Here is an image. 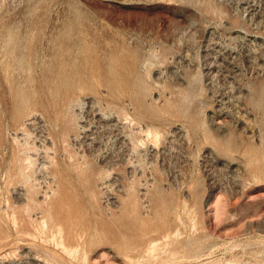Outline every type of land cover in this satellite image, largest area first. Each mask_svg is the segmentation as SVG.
Instances as JSON below:
<instances>
[{"label":"rangeland","instance_id":"rangeland-1","mask_svg":"<svg viewBox=\"0 0 264 264\" xmlns=\"http://www.w3.org/2000/svg\"><path fill=\"white\" fill-rule=\"evenodd\" d=\"M0 62V264H264V0H0Z\"/></svg>","mask_w":264,"mask_h":264},{"label":"bare ground","instance_id":"bare-ground-1","mask_svg":"<svg viewBox=\"0 0 264 264\" xmlns=\"http://www.w3.org/2000/svg\"><path fill=\"white\" fill-rule=\"evenodd\" d=\"M10 49H11V48H10ZM4 58H5V57H4ZM14 59H15V58H14ZM21 59H22V58H21ZM6 60H7V59H6ZM16 60H17V58H16ZM22 61H24V59H23ZM14 62H15V60H14ZM24 62H25V61H24ZM0 63H1V62H0ZM3 63H4V62H3ZM3 63H2V64H3ZM5 63H6V62H5ZM19 63L22 64L20 61H19ZM19 63H17V64H19ZM13 64H14V63H13ZM28 64H30V62H29ZM25 65H26V64H25ZM48 65H49V64H48ZM5 66H6V65H5ZM21 66H22V65H21ZM21 66H20V67H21ZM24 67H25V66H24ZM26 67H27V66H26ZM3 68H4V67H3ZM15 68H16V67H15ZM4 69H6V68H4ZM24 69H25V68H24ZM50 69H51V68H50ZM15 70H16V69H15ZM19 70H20V69H19ZM17 71H18V69H17ZM23 71H24V70H23ZM7 73H8V72H7ZM9 73H10V72H9ZM22 73H23V72H22ZM20 74H21V73H20ZM8 75H9V74H8ZM9 78H11V77H9ZM9 80H10V79H9ZM21 91H22V90H21ZM21 91H20V92H21ZM22 92H23V91H22ZM16 94H17V93H16ZM21 94H22V93H21ZM24 94H25V93H24ZM49 94H50V93H49ZM51 94H52V93H51ZM14 95H15V94H14ZM28 95H29V94H28ZM114 95H115V94H114ZM22 96H23V95H22ZM26 96H27V94H26ZM26 96H25V97H26ZM51 96H52V95H51ZM117 96H118V95H117ZM16 97H17V98H16V100H17V99H18V95H17ZM19 97H20V94H19ZM23 97H24V96H23ZM52 97H53V96H52ZM111 97H112V96H111ZM115 97H116V96H115ZM13 98H15V97L13 96ZM118 98H119V97H118ZM141 98H142V97H141ZM25 99H26V98H25ZM28 99H29V98H28ZM31 99H32V98H31ZM52 99H53V98H52ZM136 99H137V98H136ZM18 100H20V98H19ZM18 100H17V101H18ZM23 101H24L23 103H25V100H24V99H23ZM33 101H34V100H33ZM30 102H31V101H30ZM34 102H35V101H34ZM34 102H33V103H34ZM28 103H29V102H28ZM31 103H32V102H31ZM36 103H37V102H36ZM63 103H64V102H63ZM15 104H16V103H15ZM29 104H30V103H29ZM58 104H61V103H58ZM174 104H175V103H174ZM184 104H185V103H184ZM16 105H17V104H16ZM18 105H19V104H18ZM18 105H17V106H18ZM23 105H24V104H23ZM25 105H26V103H25ZM65 105H66V104H65ZM68 105H69V104H68ZM20 106H21V104H20L18 107H20ZM32 106H33V104H32ZM55 106H56V105H55ZM56 107H57V106H56ZM22 108H23V107H22ZM24 108H27V107H24ZM59 108H60V107H59ZM59 108H58V109H59ZM189 108H190V107H189ZM18 109H19V108H18ZM18 109H17V110H18ZM172 109H173V108H172ZM23 110H24V109H23ZM25 110H26V109H25ZM66 110H67V109H66ZM20 111H21V109H20ZM188 111H189V110H188ZM58 113H59V112H58ZM63 113H64V112H63ZM20 114H21V112H20ZM59 114H60V113H59ZM188 114H189V113H188ZM18 115H19V114H18ZM62 116H63V115H62ZM16 117H17V115L15 116V119H16ZM18 117H19V116H18ZM18 117H17V119H18ZM63 118H65V117H63ZM63 118H62V119H63ZM56 121H57V119H56ZM56 121H54V122H56ZM65 123H66V122H65ZM54 124H55V123H54ZM59 124H60V123H59ZM66 124H67V123H66ZM57 125H58V124H57ZM62 126H63V125H62ZM155 137H156V136H155ZM45 215H46V214H45ZM33 220H34V219H33ZM64 221H65V220H64ZM14 222H15V221H14ZM44 222H45V221H44ZM15 223H16V222H15ZM42 223H43V222H42ZM45 226H46V225H45ZM13 227H14V226H13ZM39 228H40V227H39ZM37 229H38V228H37ZM42 229H43V227H42ZM14 231H15V230H14ZM42 231H43V230H42ZM86 233H87V232H86ZM50 234H51V233H50ZM84 234H85V233H84ZM29 237H30V236H29ZM75 237H76V236H75ZM31 238H32V237H31ZM34 238H36V237H34ZM60 238H61V237H60ZM73 238H74V237H73ZM84 238H85V237H84ZM52 239H53V238H52ZM63 239H65V238H63ZM70 239H71V238H70ZM79 239H80V238H79ZM35 240H37V239H35ZM76 240H77V239H76ZM151 241H152V240H151ZM63 242H64V241H63ZM63 242H62V243H63ZM44 243H45V242H44ZM150 243H151V242H150ZM87 244H88V243H87ZM167 244H168V243H167ZM63 245H64V244H63ZM63 245H62V246H63ZM156 245H157V244H156ZM170 245H171V244H170ZM56 246H57V245H56ZM154 246H155V244H154ZM154 246H153V247H154ZM153 247H152L153 250H151V251L154 252L155 250H154ZM155 247H156V246H155ZM148 248H149V247H148ZM157 248H159V247H157ZM149 249H150V248H149ZM63 250H64V248H63ZM63 250H62V251H63ZM65 250H66V249H65ZM146 250H147V249H146ZM66 251H68V250H66ZM144 251H145V250H144ZM144 251H143V252H144ZM69 252L72 253L73 251H69ZM148 252H150V251L148 250ZM148 252H147V253H148ZM153 252H150V255L152 254V255L154 256ZM158 252H159V251H158ZM167 252H168V251H167ZM141 253H142V252H141ZM147 253H146V254H147ZM156 253H157V252H156ZM67 254H68V253H67ZM162 254H164V253H162ZM147 255H148V254H147ZM140 256H141V255H140ZM148 256H149V255H148ZM153 256H151V257L153 258ZM141 257H142V256H141ZM157 258H158V257H157ZM76 259H77V258H76ZM147 259H148V258H147ZM72 260H73V259H72ZM85 260H86V259H85ZM149 260H150V259H149ZM155 260H156V259H155ZM83 261H84V260H83ZM139 261H140V260H139ZM146 261H147V260H146ZM132 262H133V261H132ZM134 262H135V261H134ZM147 262H148V261H147ZM143 263H144V262H143ZM148 263H149V262H148ZM133 264H134V263H133Z\"/></svg>","mask_w":264,"mask_h":264}]
</instances>
